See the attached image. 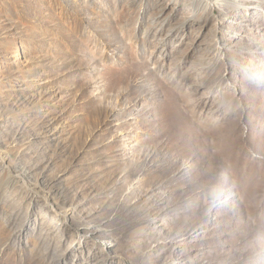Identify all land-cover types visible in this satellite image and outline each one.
<instances>
[{"label":"rangeland","instance_id":"rangeland-1","mask_svg":"<svg viewBox=\"0 0 264 264\" xmlns=\"http://www.w3.org/2000/svg\"><path fill=\"white\" fill-rule=\"evenodd\" d=\"M0 264H264V0H0Z\"/></svg>","mask_w":264,"mask_h":264}]
</instances>
